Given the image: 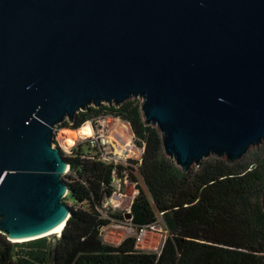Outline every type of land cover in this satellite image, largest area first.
I'll return each instance as SVG.
<instances>
[{
	"label": "water",
	"instance_id": "95a60500",
	"mask_svg": "<svg viewBox=\"0 0 264 264\" xmlns=\"http://www.w3.org/2000/svg\"><path fill=\"white\" fill-rule=\"evenodd\" d=\"M131 98L183 171L243 158L264 141V0H0V233L56 244V127Z\"/></svg>",
	"mask_w": 264,
	"mask_h": 264
},
{
	"label": "trees",
	"instance_id": "16d2710c",
	"mask_svg": "<svg viewBox=\"0 0 264 264\" xmlns=\"http://www.w3.org/2000/svg\"><path fill=\"white\" fill-rule=\"evenodd\" d=\"M108 113L128 120L135 143L144 148L139 171L130 168L138 189L130 216L134 224L148 225L162 215L169 235L161 251H140L133 236L117 245L103 239L101 227L122 217L103 213V202L113 193L112 167L84 157L88 148L78 142L69 154L61 149L70 166L64 179L73 201L66 202L71 216L56 244L46 236L14 242L0 233V264H47L52 258L55 264H263L264 163L213 155L183 171L165 153L158 127L145 122L138 98L119 106H90L60 127L75 130Z\"/></svg>",
	"mask_w": 264,
	"mask_h": 264
},
{
	"label": "built area",
	"instance_id": "2783aa9c",
	"mask_svg": "<svg viewBox=\"0 0 264 264\" xmlns=\"http://www.w3.org/2000/svg\"><path fill=\"white\" fill-rule=\"evenodd\" d=\"M86 123H89L91 133L87 136H81L79 133L80 127L77 128L79 137L76 141L77 143L86 144L88 152L84 157L96 159V161L103 162L112 167L111 187L113 193L103 202V208L106 209L103 213L107 216V211L113 212V209L119 206V202L127 197L125 186L132 183L137 187V182L131 181L130 168H132L134 172L139 171L144 148L143 146L136 145L135 133L132 130L130 122L126 119L108 113L106 115L93 116L87 120L85 124ZM76 142L74 143L76 144ZM133 147L139 150L135 151ZM69 169L70 166H68L66 172ZM136 187L134 188V198L138 192V190L136 191ZM127 218L130 220L131 229L136 232L135 236H133L136 241H142L149 227L154 226L153 224H134L131 220L132 217L127 215ZM133 226H135V228Z\"/></svg>",
	"mask_w": 264,
	"mask_h": 264
},
{
	"label": "rangeland",
	"instance_id": "374dc122",
	"mask_svg": "<svg viewBox=\"0 0 264 264\" xmlns=\"http://www.w3.org/2000/svg\"><path fill=\"white\" fill-rule=\"evenodd\" d=\"M141 100V98H138ZM69 135V136H68ZM73 137V141L70 143H64L65 139H71ZM79 137V133L77 129L71 130L66 129L65 127H60L58 125L56 127V137L55 142L56 145L61 147V149L64 150L65 154H69L71 151V148L75 145L74 142L77 141V138ZM65 138V139H64ZM77 143V142H76ZM137 145V144H136ZM139 146V145H138ZM243 161L252 163L254 166H258L259 164L264 163V141L256 146H251L248 150V152L245 154ZM65 174H70V170H68ZM65 176V175H64ZM139 184L144 186V182L142 180L141 176H138ZM136 186L132 183H129L127 186H125V192L127 194V197H125L123 200L119 202V206L115 209H113L115 214H121L122 217L113 218L111 219V224L101 227V235L103 239L110 244L117 245L119 244L124 238L128 236H135L136 232L135 230L131 229V224L129 218H127V215L130 211L131 202H133V194H134V188ZM138 189H136L137 191ZM67 200L65 199V202H68L69 204L72 203V199L69 197V194H66ZM106 201V200H105ZM164 218L162 215H159L158 221L152 223L154 226L149 227L148 232L145 234L142 241H136V246L140 249V251L145 252H151L156 251L159 252L162 249L163 243L169 235V230L163 220ZM135 228V226H133ZM49 238L51 240L53 239V235H49Z\"/></svg>",
	"mask_w": 264,
	"mask_h": 264
},
{
	"label": "bare ground",
	"instance_id": "6f19581e",
	"mask_svg": "<svg viewBox=\"0 0 264 264\" xmlns=\"http://www.w3.org/2000/svg\"><path fill=\"white\" fill-rule=\"evenodd\" d=\"M79 133H80V135L81 136H87V135H89L90 133H91V128H90V125H89V123H86V124H84L82 127H80L79 128ZM69 136V135H68ZM70 138L71 139H65V141H64V143H70V142H72L73 141V137H71L70 136ZM133 150H135V151H137V150H139L138 148H136V147H133ZM63 228H64V226H62V224H60L59 226H57L54 230H52L51 232H50V234H53V233H58V232H60L61 230H63Z\"/></svg>",
	"mask_w": 264,
	"mask_h": 264
}]
</instances>
